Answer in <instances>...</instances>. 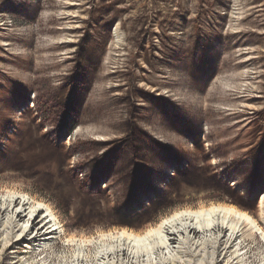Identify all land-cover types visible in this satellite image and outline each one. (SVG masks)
I'll return each instance as SVG.
<instances>
[{
  "label": "rangeland",
  "instance_id": "rangeland-1",
  "mask_svg": "<svg viewBox=\"0 0 264 264\" xmlns=\"http://www.w3.org/2000/svg\"><path fill=\"white\" fill-rule=\"evenodd\" d=\"M11 188L54 207L68 235L229 199L264 225V0H0ZM17 230L0 224V264H75L63 232L26 253ZM253 231L246 264L264 255Z\"/></svg>",
  "mask_w": 264,
  "mask_h": 264
},
{
  "label": "bare ground",
  "instance_id": "bare-ground-1",
  "mask_svg": "<svg viewBox=\"0 0 264 264\" xmlns=\"http://www.w3.org/2000/svg\"><path fill=\"white\" fill-rule=\"evenodd\" d=\"M28 198H33L32 203ZM27 208L30 217L25 221ZM0 224L12 232L18 229L15 241H19L16 244L26 253L28 247H34L35 251L41 246L52 247L63 232L66 243L76 246L75 264H87L92 257L101 264H178L179 258L188 254L199 256L202 264H246L245 255L251 250L247 237L255 239L253 230H256L264 239V225L260 220L228 202L177 208L143 231L117 228L100 232L98 238L68 235L54 207L28 192L12 188L0 192ZM27 235L32 236L29 242ZM93 245L94 255L90 251ZM260 264H264V255Z\"/></svg>",
  "mask_w": 264,
  "mask_h": 264
},
{
  "label": "trees",
  "instance_id": "trees-1",
  "mask_svg": "<svg viewBox=\"0 0 264 264\" xmlns=\"http://www.w3.org/2000/svg\"><path fill=\"white\" fill-rule=\"evenodd\" d=\"M235 200L234 199H229V200H227V201H225V202H228V203H231V204H234V205H238L240 208H242V209H244V210H247L249 213H253V214H255L254 213V211H251L249 208H247V206H246V204H240V203H236V202H234ZM151 224H153V223H149V224H147V227L149 226V225H151ZM147 227H145V228H147ZM144 228V229H145Z\"/></svg>",
  "mask_w": 264,
  "mask_h": 264
}]
</instances>
